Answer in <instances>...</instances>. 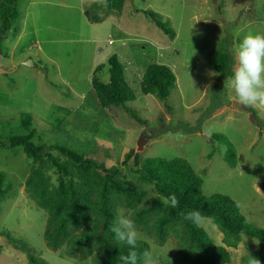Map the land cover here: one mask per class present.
<instances>
[{"label": "rangeland", "instance_id": "obj_1", "mask_svg": "<svg viewBox=\"0 0 264 264\" xmlns=\"http://www.w3.org/2000/svg\"><path fill=\"white\" fill-rule=\"evenodd\" d=\"M18 11L0 56V142L26 133L19 119L27 114L36 144L65 146L106 167L123 168L129 151L141 160L183 158L201 177L204 196H229L252 226L264 228V110L239 105L228 77L217 75L210 64L215 53L225 52L234 70L235 45L250 32L264 34V0H125L121 11L109 8L105 0H19ZM143 11L157 13L174 37ZM111 56L135 96L125 107L143 125L122 108L98 104L91 79L108 81ZM28 61L32 67L24 64ZM150 64L165 65L175 76L165 102L141 92ZM98 65L103 68L94 73ZM205 130H211L210 136ZM143 134L148 137L137 150ZM212 135L233 146L234 168L225 162L226 145ZM33 164L20 146L0 148V264H28V253L48 264H97L103 255L99 242L75 255L66 243L56 250L46 245L48 214L25 182ZM35 168L43 172L47 189L57 184L48 163ZM126 181L143 196L134 207L115 202L116 213L121 210L134 221L139 240L149 245L158 264H192L182 259L173 234L157 243L154 216L137 223L133 211L157 196L136 175L127 174ZM196 224L215 245L224 246L222 233L209 218ZM258 247V240L242 236L235 248L226 249L231 264H242V257Z\"/></svg>", "mask_w": 264, "mask_h": 264}, {"label": "trees", "instance_id": "obj_2", "mask_svg": "<svg viewBox=\"0 0 264 264\" xmlns=\"http://www.w3.org/2000/svg\"><path fill=\"white\" fill-rule=\"evenodd\" d=\"M18 1L0 0V56H3L2 42L19 17ZM105 2L109 8L121 11L125 0ZM143 13L164 34L174 37L170 26L157 13ZM210 64L217 75L228 78L233 75L234 63L228 53H215ZM108 66L107 82L95 76L91 79L98 104L102 108H122L138 124H145V121L125 107L135 96L115 56L108 59ZM102 68L103 65H98L94 73ZM140 86L143 94H151L165 102L175 88V76L165 65L150 64L143 73ZM249 111L253 112L252 108ZM30 118L22 114L19 125L24 127L26 133L8 135L5 141L0 142V148L20 146L34 163L25 182L30 189H35L33 198L36 204L48 214L43 236L49 248L56 250L66 243L70 255H75L99 242L103 247V255L97 259V264H121L120 256L127 255L130 247L118 241L110 228L117 216L115 202L134 207L143 196L126 181V175L133 174L142 183L151 185L157 196L149 206L136 209L133 214L138 224H144L148 216H154L152 226L158 244H164L167 237L173 234L178 240L177 250L184 261L192 264H231L226 247L235 248L241 237L246 236L258 240L259 247L242 257V264H248L250 256L264 264V228L252 226L229 196L220 193L204 196L201 193V177L185 159L154 157L141 160L139 155L129 151L122 162L123 168L117 165L106 167L103 162L98 163L65 146L36 144L33 141L35 130L30 129ZM212 140L226 145L225 162L234 168L237 159L233 146L216 135H212ZM43 163H48L57 174V184L49 189L43 172L35 168V165ZM172 193H175L180 205L177 208H165L160 202V196L166 197ZM191 210H199L204 218H209L217 226L223 235L222 243L225 247L215 245L201 227L184 219L181 213ZM76 230L80 232L75 233ZM1 234L13 243L9 233L2 231ZM14 246L17 247L15 242ZM148 249L149 245L145 241H137V264H143L142 254ZM27 257L28 264H48L33 254L28 253Z\"/></svg>", "mask_w": 264, "mask_h": 264}, {"label": "clouds", "instance_id": "obj_3", "mask_svg": "<svg viewBox=\"0 0 264 264\" xmlns=\"http://www.w3.org/2000/svg\"><path fill=\"white\" fill-rule=\"evenodd\" d=\"M233 54L236 66L233 75L228 80L238 98L239 105L264 110V34L248 33L235 45ZM210 87L211 85H207L206 89ZM204 134L210 136L211 130H205ZM160 202L165 208H177L180 205L175 193L166 197L160 196ZM181 215L193 223L204 219L199 210L182 212ZM110 231L115 234L118 241L126 243L130 247L127 255L120 256L121 264H137L139 254L135 249L137 241L142 237L137 231L134 221L118 210ZM142 256L143 264H158V260L152 256L151 252L144 251ZM248 264H261V262L250 256Z\"/></svg>", "mask_w": 264, "mask_h": 264}, {"label": "water", "instance_id": "obj_4", "mask_svg": "<svg viewBox=\"0 0 264 264\" xmlns=\"http://www.w3.org/2000/svg\"><path fill=\"white\" fill-rule=\"evenodd\" d=\"M25 65H28V66H33V64L28 61V62H25L24 63ZM148 137L147 134H143L142 136H140L139 140L137 141V144H136V149L137 150H141L142 149V144L146 141V138Z\"/></svg>", "mask_w": 264, "mask_h": 264}]
</instances>
